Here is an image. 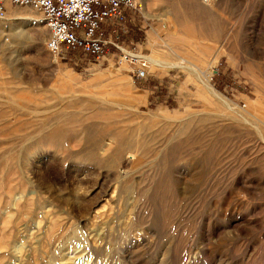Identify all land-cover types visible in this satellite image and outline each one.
I'll list each match as a JSON object with an SVG mask.
<instances>
[{"label":"rangeland","instance_id":"rangeland-1","mask_svg":"<svg viewBox=\"0 0 264 264\" xmlns=\"http://www.w3.org/2000/svg\"><path fill=\"white\" fill-rule=\"evenodd\" d=\"M140 2L72 66L0 0V264H264V0Z\"/></svg>","mask_w":264,"mask_h":264},{"label":"built area","instance_id":"built-area-1","mask_svg":"<svg viewBox=\"0 0 264 264\" xmlns=\"http://www.w3.org/2000/svg\"><path fill=\"white\" fill-rule=\"evenodd\" d=\"M19 6H32L46 30L44 48L57 60L78 66L121 52L128 63L136 59L123 48L135 19L141 15L140 0H8ZM130 69L135 79L146 78L144 61Z\"/></svg>","mask_w":264,"mask_h":264},{"label":"bare ground","instance_id":"bare-ground-1","mask_svg":"<svg viewBox=\"0 0 264 264\" xmlns=\"http://www.w3.org/2000/svg\"><path fill=\"white\" fill-rule=\"evenodd\" d=\"M142 57V56H141ZM142 58H144V57H142ZM144 59H146V58H144ZM147 60V59H146ZM13 96V95H12ZM14 101V100H13ZM11 102V104L12 105H14V104H16V103H14V102ZM8 102V101H7ZM19 106H20V108L21 109H23V110H25V106H23L22 104H19ZM27 110V109H26ZM102 116V115H101ZM100 116V117H101ZM47 120V119H46ZM49 121L50 120H47V121H44V122H42V126L43 127H45V128H47V130H46V133L45 134H43V136L40 138L41 140H43L44 142H47V143H51V144H61L62 143V141H65V139H64V135H65V132H62L63 130H61L58 126H56V125H51V124H48L49 123ZM99 123H101V122H99ZM98 123V124H99ZM97 124V123H96ZM94 125V124H93ZM93 125L92 126H89L88 127V129H87V127H86V130H88V131H92V129L94 128L93 127ZM103 125V124H102ZM102 125H101V127H102ZM106 125V124H105ZM23 126V125H22ZM98 127V126H97ZM96 127V128H97ZM107 127V126H106ZM103 128H105V127H103ZM100 129V128H99ZM102 129V128H101ZM95 130V129H94ZM103 131H104V129H103ZM96 132H98L99 133V130L98 131H96ZM96 132H94V133H96ZM101 132V131H100ZM105 133V132H104ZM92 134V133H91ZM66 136V135H65ZM94 136V135H93ZM100 136H102V134L100 135ZM67 137V136H66ZM98 137V136H97ZM97 137H94V138H97ZM92 137H90L89 138V140L91 139ZM89 142V141H88ZM90 144L92 145V149L95 151V150H98V149H102V147H103V141H102V137L101 138H99V139H92V140H90ZM90 145V146H91Z\"/></svg>","mask_w":264,"mask_h":264}]
</instances>
